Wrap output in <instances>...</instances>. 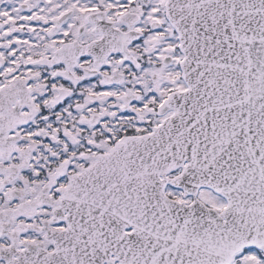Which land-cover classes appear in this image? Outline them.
<instances>
[{
	"label": "snow or ice",
	"instance_id": "1",
	"mask_svg": "<svg viewBox=\"0 0 264 264\" xmlns=\"http://www.w3.org/2000/svg\"><path fill=\"white\" fill-rule=\"evenodd\" d=\"M0 264H264V0H0Z\"/></svg>",
	"mask_w": 264,
	"mask_h": 264
}]
</instances>
